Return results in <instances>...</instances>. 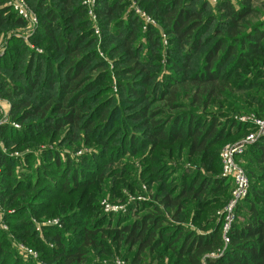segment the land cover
Instances as JSON below:
<instances>
[{"label": "trees", "instance_id": "1", "mask_svg": "<svg viewBox=\"0 0 264 264\" xmlns=\"http://www.w3.org/2000/svg\"><path fill=\"white\" fill-rule=\"evenodd\" d=\"M49 1L51 3V0ZM58 1L59 9L54 10L51 5L43 7V4L39 7L41 30L38 39L42 41V38H45L55 45V52L45 58L47 64L48 60H56L59 54L70 62L63 74L65 83L55 85L57 80L54 65L49 63L43 72L46 89L60 88V103L47 101L43 104L40 100V105L34 106L37 104L32 103L30 97L25 99L16 96L18 91H21L23 96L30 95V89L35 82L25 79L24 86H13L16 98L12 100L11 105L16 121L21 123L23 128L19 132L1 131V139L7 146L13 145L18 149L31 147L33 151L32 154L24 156L22 164L3 159L0 177V206L5 208L14 199L18 204L14 206L13 214L4 211V221L10 225V231L12 229L17 237L26 233L29 239L32 233L31 219L44 215V203L47 201L45 206H48L55 200L56 193L62 195L72 187L77 188L80 183L89 180L94 174L92 168L103 159L107 161L97 179L89 182L90 184L103 180L106 177L104 167L122 153L136 156L147 152L148 149L150 152L158 147H168L167 152L161 151V156L164 157H147L142 166L146 176L162 183L164 176L173 171L174 167L169 165L168 161L175 154L172 145L177 141L182 142L179 147L189 143L185 156L187 161L215 158L216 150L210 153V149L221 143L224 135H229V126L234 120H227L228 126L222 131L224 122H221L220 118L202 114L210 110L208 107L211 102L218 103L219 109L225 114L224 118L229 114L228 111L247 113L248 110L239 104L248 103L253 107L250 115L259 120L264 119V101L248 94H258L264 88V71L261 70L264 68V19L250 26L249 20L253 17V10L250 9L254 0H217V16L206 12L209 6L203 0L201 8L197 6L195 9L185 8L181 0H141L146 8L156 11L171 44L168 51L172 49L177 58H171L170 64L166 66L159 64L161 56L156 50L159 44L152 31L148 36L150 59L142 58V49H136L138 32L135 27H132L127 36H123L125 41L121 52L112 45L106 46V43L110 42L107 40L103 45L106 51H112L113 56L115 50V53H121L123 56L122 64L115 65L114 73L121 96L129 97L121 105H114L113 108L117 107L115 112H112L113 108L110 110L105 105L110 95V90L107 89L111 81L104 64L91 63L78 45V40L82 38L75 34L77 30L86 37L92 33L81 0ZM6 2L7 0H0V26L4 22L21 25L22 22L16 15L3 7ZM97 4L96 14L103 30L104 23L116 21L115 18L122 10L121 2L97 0ZM6 13L8 16L4 17ZM204 13L209 16H203ZM63 22L64 26H60ZM19 50L22 52L25 47L16 45L12 57L15 53H20ZM11 51L12 49L9 52ZM195 58L200 62L194 72L189 73ZM34 59L32 58L27 68H32ZM230 60L232 62L228 63ZM36 67L39 69L40 65ZM99 83L104 85L96 87L97 104L90 110L82 101L86 100L87 95ZM181 99L188 102L187 109L185 104L180 103ZM53 111L57 116L52 115ZM114 115L119 118L116 126L109 124ZM91 118L94 120L91 121ZM245 124L234 121L231 126L237 130L236 135H242L241 138L250 133L247 134V130L257 132L254 123L250 121ZM62 128L67 131H64L67 134L62 143L65 152L72 153L68 150L78 147L77 143L81 137L86 145L93 140L107 150L110 145H115V150L109 148V156L96 162H93L94 152L77 160L56 149L41 152L37 158V138L44 137L48 131L54 135ZM122 128L124 130H121ZM77 131L80 134H77ZM97 147L100 152V146ZM165 157L166 160L163 159ZM179 157L178 154L176 158ZM19 163L23 172L17 175L16 167ZM236 163H241L249 181L246 196L239 201L241 207L247 210L248 219L244 222L231 223L224 233V217L218 216V224L217 220H210L214 218L215 212L232 198L231 178H211L201 173L189 176L182 173L175 192L169 194L173 187L169 183L164 186V190L169 191L161 192L158 189L159 196L155 200H159L160 204L141 206L140 209L148 211L145 210L139 217L130 216V221L117 232L122 238L114 235L112 242L116 244L119 239L127 246L126 252L129 251L128 259L132 264H201L203 257L212 254L221 255L214 260L207 257V264H264V134L236 157ZM217 165L218 173H221V164ZM131 169L129 167L127 171ZM219 193L223 196H218ZM70 196L69 194L68 197ZM79 201L80 199L76 198L70 205L76 202L81 207ZM213 202L221 207L213 210L215 212L211 215H203V211L214 207ZM233 209L236 216L240 208L237 205V208ZM60 212L61 208L55 207L48 217L58 216ZM75 213L64 215L65 229L69 228L71 231L69 234L56 226L43 228L46 239L50 238L47 240H50L54 248L46 258L54 264H81L86 260V253L90 255L86 252L89 247L100 251L105 249V253L109 255V246L99 245L102 232L98 231V226L104 224L106 219L109 222V218L102 216L103 219L100 220V217L96 216L90 227L81 224L78 228H71L70 225L78 224L77 218L83 219L81 211ZM189 216V223L192 225L190 229V226L184 224ZM97 219L100 224H95ZM168 219L172 221L169 222ZM122 220L123 218H120V222ZM3 233L0 230L1 262L9 254L7 247L2 246L6 242ZM46 239H41L39 243L43 253L47 250ZM73 245L77 246L76 250ZM8 258L12 264H24L13 259L11 254Z\"/></svg>", "mask_w": 264, "mask_h": 264}, {"label": "rangeland", "instance_id": "2", "mask_svg": "<svg viewBox=\"0 0 264 264\" xmlns=\"http://www.w3.org/2000/svg\"><path fill=\"white\" fill-rule=\"evenodd\" d=\"M13 1L14 0H7L3 7L7 8L9 11H12V13L16 15L15 17L22 22L21 25H14L13 23L4 22V24L0 26V177L3 159L14 160L22 164V159L24 158V156L33 153V151L30 149L31 147L18 149V147H13V145L7 146L5 141L1 139V131L19 132L23 128L22 124L16 121L15 116L11 111L12 100L16 98L13 86H24L23 84L25 82V79L35 82V85L30 89L29 96H23L22 93L20 94L21 91H18V94L16 95L25 99H28L30 97L31 102L37 104L34 106L40 105V100L43 104L47 101L60 103L58 101L60 96H62L60 94V88L55 87L53 89H46V87L44 86L43 72L45 70V67L49 65V63L54 65L56 69L55 79L57 80V83H55V85L62 84L66 81L63 76L64 71L67 70L68 66L70 65V62L66 61L60 54L57 55L56 60H53L54 62L48 60L49 63L47 64L45 58L49 56L50 53L55 52V50H53L55 49V45H52L51 42L46 40L45 38H42V41L38 39L41 30V9L39 7L41 6V4H43V7L46 5H51L52 9H59V1L51 0L50 3L49 0H25V4L30 12V16L27 19L20 17L18 13L13 10L12 6L10 5V3L12 4ZM116 1L121 2L122 10L115 18L116 21H112V23L111 21L104 23L102 26V30L101 26H99V18L96 14V7L98 5L97 0H81V6H83L85 9L87 22L91 27L92 33L87 37L84 36L79 30H77L75 33L79 38H82L81 40H78V45L81 47V51L84 53V56L87 57V60H89L91 63L100 62V64H104V69L109 76V81H111L110 86L107 89L110 90V95L108 97L107 104H105L110 110L114 107V105H121L123 101L125 99H128L129 97L121 96V91L117 88V76L114 73L115 65L122 64L121 59L123 58V56L121 53H115V50L113 52V56H111L112 51H106V48L103 46L105 42H107V40H110V42L106 43V46L112 45L116 48V50H118V52H121V46L125 41L123 39V36H127L128 33L131 32L132 27H135L138 32L136 37V49H142V53L140 55L142 58L150 59L151 54L149 53L150 49L148 36L149 32L152 31L154 36H156L159 44L156 49L157 52L159 51V54L161 56L159 64L162 66H166L167 64H170L169 61L171 60V58H177L175 56L176 53H172V49L168 51V47L171 46V44L169 43L165 27L157 16L156 11H151L150 9L146 8L141 0ZM203 1L209 6V9H206V12H211V14L217 16L215 8L217 0ZM231 1L234 2V0ZM181 2L185 8L195 9V7L197 6H199L197 8H201V0H181ZM251 7L252 8L250 10H253V17L249 20V24L250 26H254L264 19V0H254V2L251 4ZM6 16H8V13L4 15V17ZM203 16L207 17L209 15L204 13ZM15 17H13V19H15ZM7 21H10V19H7ZM126 21L132 23L127 24ZM54 24H57V22H54ZM57 26L61 28L60 26H64V22L60 26ZM211 26L213 28L214 24H212ZM221 29L224 28L221 27ZM18 44L25 47V50L27 52H25V50L20 52L19 50L20 53H15V55L12 57V53H14L13 48ZM262 47L264 48V41L262 42ZM11 49L12 51L9 52ZM32 58H35L32 63V68H27V66L29 67L30 62L32 61ZM41 58L43 60H41ZM154 61L155 60L153 59V62ZM12 62L14 63L12 64ZM199 62L200 61L197 58L194 59L193 68L189 71V73L194 72L195 67H197ZM231 62L232 60H230L228 63ZM37 65H40L39 69L36 67ZM261 70L264 71V68ZM103 85L104 83L95 85L93 91H91L87 95L86 100L82 101V103H86V105L90 107V110L92 108H95L97 104V97L95 95L97 90L96 87L100 88ZM107 85L109 84L107 83ZM248 94L259 101H264V88L262 89V92L258 94H254L253 92H250ZM180 103L185 104V108L187 109L188 102L185 101V99H181ZM239 105L246 108L248 112L243 114L242 112H235L234 110L228 111L229 114L226 115V118H224L225 114H223V111L219 109L218 103L213 104V102H211L208 107V109L210 110H208L207 112L205 111L202 114L203 116L211 115L220 118L221 122H224V127L221 129L222 131H224L226 126H228L227 120L231 118H233L231 119L232 121L234 120L239 124L242 123V125H246L245 123L249 122V120H259L253 115H250L253 110V107L251 105H249L248 103H240ZM116 108L117 107L113 108L112 112H115ZM52 115L57 116V114H54V111L52 112ZM94 119L91 118L90 120L92 121ZM109 121L110 125L112 124L116 126L119 123V118L117 117V115H114ZM232 123L229 126V135H224V140L221 143H217L210 149V153H214V151L216 150L214 156L215 158H211L209 160L207 158L202 161H195L194 159L187 161L185 156L188 150L187 148L189 143H184V145L181 146L183 148H181L179 146L182 144V142H175L172 145V148H175V154L172 159H169L168 161L169 165L174 168L171 173H168L166 176H164L165 179L162 183H160V181H155L151 176H146L145 170L142 166L145 161H147L145 160L147 157H164L161 156V151L167 152L169 150L168 147H158L156 150L151 149L150 152H148L150 150L148 149L147 152L145 151L144 153L136 156H132V154L130 156V154L122 153L119 157L114 158V161L104 167V173L106 174V177L103 180H101L99 183L93 182L90 184L89 182L97 179L104 163L107 161L106 159H103V161L92 168L94 170V174L90 176L89 180L87 179V185L86 182H84L85 184L80 183L77 188H75L76 186H74L68 192L66 191V193L64 192L62 195L56 193L54 195L55 200L52 203L48 204V206H45L47 204V201L44 203V215L31 219L30 227L32 233H30V235L32 240L27 238L26 233L21 234L17 237L12 229L10 231V225L4 221V211H7V214H13V212L15 211L14 206L18 205L15 199L11 202V204L5 206V208H8L9 210H5L4 207L0 206V230L4 232L3 234L6 236V242L2 244V246L5 248L7 247L6 249L9 251V254L8 252H3L4 254L8 255L4 257L2 262L0 261V264H12L11 262H9L8 258L10 254L12 255L13 259L20 260L24 264H54L46 258L50 254V250H53L54 248L50 240H47L50 238L46 239V233H43V228L56 226L60 230H65L66 234H69L71 233V231L69 228L65 229L66 220H64V215L74 214V212H76L75 214H77V211L82 212L83 219L77 218L78 224H76L75 226L70 225L71 228H78V226L81 224H85L84 226L90 227L96 216H99L100 220L103 219L102 216L109 218V222H107L106 219V221H104V224L98 226V231L102 232V238L99 245H107V247L109 246V255L105 253V249L100 251L89 247L86 248V252H89L90 255H87L86 253V260L81 264H132L128 259L129 251L126 252L127 246L119 241V239L115 244L114 242H112L111 238L114 235H117L118 238H122V236H120V234H118L117 232H119V230L130 221V216L131 218L139 217L140 214L146 210L144 208L140 209L141 206L160 204L159 200H155V198L159 196L158 189L161 192L169 191L164 190V186L169 183L173 185L172 189L169 191V194L175 192L176 187L178 188V185L181 181L180 177H182V173L189 174V176L194 175V173H201L202 175L210 176L211 178H225L222 176V173H218L217 169V164L220 163L221 151L225 146L237 143L240 140L244 139V137L241 138L242 135H236L237 130H234L231 127ZM121 130H124V128H122ZM243 130L245 132V129ZM64 131L67 132L66 128H62L54 135H51L52 133L48 131V133L44 137L37 138L38 143H34L36 145H39L38 148L35 149L37 158L38 155L41 154V152L56 149L60 152H64V155L71 156L77 160L85 154L94 152L95 158L93 159V162H96L97 160H101L100 158H107L109 156V148L113 149L114 147H116L115 145H110L107 150L105 147H102L93 140H91V142L86 145L84 144V142H82L83 138L81 137L80 142L77 143L78 147L73 148L72 150L67 149L68 151H72V153L67 151L65 152V146L62 145V143L64 141L63 137L66 136L67 133L65 134ZM251 131L252 130H247V134L249 132V134H256L255 131ZM77 134L80 133H78L77 131ZM227 136L228 138H225ZM59 145H61L62 147H58ZM97 146H100V152L98 151L99 149ZM178 154L180 155L179 159L176 158ZM163 159L166 160L167 158L165 157ZM20 163L16 167L17 175L23 172V168ZM237 166L240 170L243 171L241 163L240 165L237 163ZM129 167H131L132 169L130 171H127ZM180 170H182L181 173ZM167 172H169V170ZM235 189L236 185L233 182V188L231 191L232 198L223 208L216 212L214 211V218L210 219L217 220L218 224V216L224 217V233H226L231 223H242L244 222V220L248 219L247 210L243 209L241 207V202H239L246 196L247 191L242 198L233 203V192L235 191ZM221 193H219L218 196L224 195L223 193V195ZM69 194L71 195L70 197H68ZM207 196L209 195H206V197ZM76 198L80 199L79 202L82 205L81 207H79V203L76 204V202L70 205V203ZM213 203L214 207L203 211V215H211L214 213L213 210H217L221 207V205L219 206L215 202ZM237 205L240 210H238L239 213L235 216L233 212V210L235 209L233 208H237ZM55 207H60L61 212L58 214V216L48 217L51 216V212L53 209H55ZM165 214L167 213L165 212ZM120 218H123L121 222ZM189 218L190 216L188 217V219H186V222L184 224L185 226L186 224L190 226L188 227L190 229L192 228V225L189 223ZM168 221L170 222L172 220L168 219ZM97 223L100 224L99 219H97V221L95 222V224ZM43 238L46 239V253H43L39 246L40 240ZM27 239H29V241H27ZM224 241L225 243L228 242L226 237H224ZM75 247L76 248L74 250L77 249V246ZM130 249L132 248L130 247ZM125 254L126 257H124ZM220 255L221 254H212L206 256V258L203 257L201 259V264H207L205 261L207 257L211 260H214L217 259Z\"/></svg>", "mask_w": 264, "mask_h": 264}, {"label": "built area", "instance_id": "3", "mask_svg": "<svg viewBox=\"0 0 264 264\" xmlns=\"http://www.w3.org/2000/svg\"><path fill=\"white\" fill-rule=\"evenodd\" d=\"M10 5L20 17L27 19L30 16L25 0H14ZM250 121L257 127L256 134H249L243 140L225 146L220 154L222 176L231 178L236 185V189L233 192V203L242 198L248 188L247 177L244 175L243 171L238 168L236 157L240 156L248 145L256 142L257 139L264 134V119L249 120V122Z\"/></svg>", "mask_w": 264, "mask_h": 264}]
</instances>
